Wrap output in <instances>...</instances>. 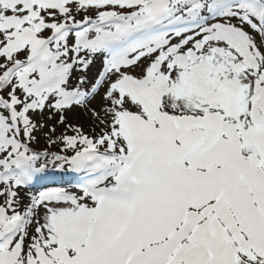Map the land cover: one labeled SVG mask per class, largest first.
<instances>
[{
    "label": "snow or ice",
    "instance_id": "obj_1",
    "mask_svg": "<svg viewBox=\"0 0 264 264\" xmlns=\"http://www.w3.org/2000/svg\"><path fill=\"white\" fill-rule=\"evenodd\" d=\"M0 264H264V0H0Z\"/></svg>",
    "mask_w": 264,
    "mask_h": 264
},
{
    "label": "rangeland",
    "instance_id": "obj_2",
    "mask_svg": "<svg viewBox=\"0 0 264 264\" xmlns=\"http://www.w3.org/2000/svg\"><path fill=\"white\" fill-rule=\"evenodd\" d=\"M70 119H75L76 122H79V123H82L84 124L85 128H87L88 126V118H87V115L86 114H79V116L77 118H73L71 115L69 117ZM41 145H43V139H41Z\"/></svg>",
    "mask_w": 264,
    "mask_h": 264
}]
</instances>
